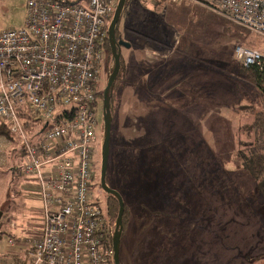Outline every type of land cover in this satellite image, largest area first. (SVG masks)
<instances>
[{"label": "rangeland", "instance_id": "obj_1", "mask_svg": "<svg viewBox=\"0 0 264 264\" xmlns=\"http://www.w3.org/2000/svg\"><path fill=\"white\" fill-rule=\"evenodd\" d=\"M219 1L127 0L120 15L117 34L128 46L120 47L111 89L105 180L124 203L120 264H264L262 197L239 161L262 98L233 56L236 45L263 53L264 36L220 15ZM25 15L26 0H0V32L22 26ZM112 68L105 51L90 187L104 212L113 197L97 183L102 93ZM29 113L20 122L35 143L42 122ZM23 148L18 135H0V264L16 257L26 264L28 244L7 240L34 238L42 222L38 181L24 171Z\"/></svg>", "mask_w": 264, "mask_h": 264}, {"label": "built area", "instance_id": "obj_2", "mask_svg": "<svg viewBox=\"0 0 264 264\" xmlns=\"http://www.w3.org/2000/svg\"><path fill=\"white\" fill-rule=\"evenodd\" d=\"M177 1V0H170ZM117 0H26L22 26L0 32V126L23 143L24 171L38 181L42 222L28 264H111L114 225L92 198L96 95L107 24ZM218 12L264 36V0H220ZM243 67H264V54L236 45ZM40 120L42 137L26 140L20 118ZM42 167L50 171L41 172ZM21 173V172H20Z\"/></svg>", "mask_w": 264, "mask_h": 264}, {"label": "trees", "instance_id": "obj_3", "mask_svg": "<svg viewBox=\"0 0 264 264\" xmlns=\"http://www.w3.org/2000/svg\"><path fill=\"white\" fill-rule=\"evenodd\" d=\"M103 46L105 51L109 53L110 49L106 39H104ZM241 70L245 76L259 89L262 98V109L255 112L253 120L250 122L244 132L246 138L240 142L241 146L239 148V161L242 167L255 181L262 197V205L264 206V67L262 69H259L257 66L245 68L241 65ZM0 135L6 138H12L13 136L9 129L3 125L0 126ZM109 207V211L107 207L105 213L107 215H113L115 220L118 211V204L114 198L111 206ZM122 221L124 222L123 218ZM112 234L113 230H111L108 237L109 244H111L112 241ZM12 264L25 263L21 262L20 259L16 257L13 259Z\"/></svg>", "mask_w": 264, "mask_h": 264}, {"label": "water", "instance_id": "obj_4", "mask_svg": "<svg viewBox=\"0 0 264 264\" xmlns=\"http://www.w3.org/2000/svg\"><path fill=\"white\" fill-rule=\"evenodd\" d=\"M126 0H117V4L113 11L112 17L107 26V43L110 48L111 56L113 59V68L108 76L107 84L102 93V111H103V140L101 144V162H100V173H99V184L101 189L111 195L118 204L117 216L115 219L114 230L112 234V249H113V264H120L119 261V250H120V239L122 234V215L124 212V203L121 196L114 190L110 189L106 183V170L108 163V152H109V136L110 126L112 121L111 110H110V99L111 89L116 79L120 68V49L119 46L127 47L128 44L124 41H117L115 37V29L119 21L120 15L124 8ZM1 217V212H0Z\"/></svg>", "mask_w": 264, "mask_h": 264}, {"label": "flooded vegetation", "instance_id": "obj_5", "mask_svg": "<svg viewBox=\"0 0 264 264\" xmlns=\"http://www.w3.org/2000/svg\"><path fill=\"white\" fill-rule=\"evenodd\" d=\"M115 37H116V40L119 41V37H120V36H118V34H117V26H116V29H115ZM120 47H121V45L119 46V49H120ZM97 184L100 186L99 181H98ZM100 188H101V186H100ZM101 190H102V189H101ZM108 195H109V194H108ZM97 201H98V204H99V205H100V203H101L102 205H104L103 207H106L105 201L101 200V197L99 198V197L97 196Z\"/></svg>", "mask_w": 264, "mask_h": 264}]
</instances>
